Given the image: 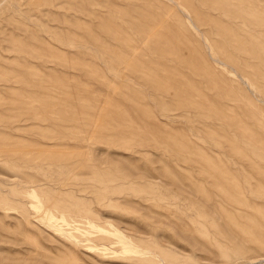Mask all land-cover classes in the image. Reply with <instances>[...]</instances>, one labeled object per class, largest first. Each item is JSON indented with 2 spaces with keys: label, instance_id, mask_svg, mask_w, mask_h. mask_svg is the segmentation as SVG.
<instances>
[{
  "label": "rangeland",
  "instance_id": "rangeland-1",
  "mask_svg": "<svg viewBox=\"0 0 264 264\" xmlns=\"http://www.w3.org/2000/svg\"><path fill=\"white\" fill-rule=\"evenodd\" d=\"M0 75V264H264V0H0Z\"/></svg>",
  "mask_w": 264,
  "mask_h": 264
},
{
  "label": "bare ground",
  "instance_id": "bare-ground-1",
  "mask_svg": "<svg viewBox=\"0 0 264 264\" xmlns=\"http://www.w3.org/2000/svg\"><path fill=\"white\" fill-rule=\"evenodd\" d=\"M195 21L198 24H202L204 22V17H202L200 14L196 13ZM182 24V23H181ZM196 24V23H195ZM179 30H181L179 28ZM170 34H173L170 30ZM167 35V34H166ZM182 30L177 35V39H171L168 40L170 42V45H167V50L172 53H178L177 58L181 65L188 66L193 68L194 70H197L200 66V62L204 61V49L202 47H196L195 50L192 49V45L190 43V39L188 38L186 41L182 38ZM188 37V36H187ZM118 58V57H117ZM130 58V57H129ZM156 67H159L162 65L159 61L154 64ZM2 79V76L0 75V81ZM6 87L8 86L6 83L2 84ZM1 86V84H0ZM3 109H0V112H2ZM10 116V115H9ZM11 118V116H10Z\"/></svg>",
  "mask_w": 264,
  "mask_h": 264
}]
</instances>
